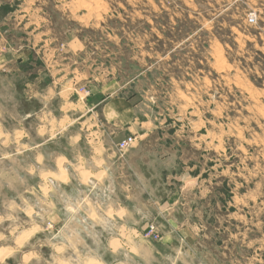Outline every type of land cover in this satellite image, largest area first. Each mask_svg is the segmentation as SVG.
<instances>
[{"label": "rangeland", "instance_id": "1", "mask_svg": "<svg viewBox=\"0 0 264 264\" xmlns=\"http://www.w3.org/2000/svg\"><path fill=\"white\" fill-rule=\"evenodd\" d=\"M91 92L134 97L147 123L120 130ZM107 156L100 184L92 163ZM59 159L65 178L42 177ZM147 189L161 203L174 193V215L141 212L158 206ZM175 218L198 236L177 228L168 248ZM0 253V264H264V0H0Z\"/></svg>", "mask_w": 264, "mask_h": 264}, {"label": "crops", "instance_id": "2", "mask_svg": "<svg viewBox=\"0 0 264 264\" xmlns=\"http://www.w3.org/2000/svg\"><path fill=\"white\" fill-rule=\"evenodd\" d=\"M19 56L20 55H18V57ZM62 92L63 91H60V93H62ZM91 93H92V96H91L92 103L90 104V106L93 109H95L96 111H98L99 114L101 115V117L104 120H106L108 123H111L117 127H120L119 128L120 130H126V129L129 130L132 128H135V129L142 128L147 123V121H144V122L138 121L137 104L135 103L134 97L120 96V95H118V96H107L106 94L99 96V95H96L97 93H95V92H91ZM76 94L77 93H74V92L72 93V95H76ZM48 98L53 99V96L51 95ZM28 114H30V113H28ZM104 132L106 133V131H104ZM104 132L101 135H103ZM115 139H116V137H115ZM116 141H119V140H116ZM103 161H104L103 168L97 169L96 164L94 162V163H92V167L94 169L91 170V172L94 174L92 176H95V174L100 173L101 170L103 172H105L106 176L104 177L103 181L102 182L98 181L100 184L108 182V178L111 174V172H110L111 165H109L110 164L109 162H113V163L116 162L114 160V158L109 159V156H107V158H103ZM117 161H120V156L117 157ZM129 169H130V171L132 169L137 170L136 165L131 164V163H129ZM81 178H83V176H81ZM90 178L93 180V182H95V180H96L95 177H90ZM172 178L166 177L165 181L163 183L167 184V185L171 184ZM174 178H176V177H174ZM140 180L144 184V182H146V180H147V177L146 178L144 177V179H140ZM82 183H83V181H82ZM146 192L148 194L147 195L148 199H150V200L155 199L156 201H158L159 196H160V195L158 196V193H160V189H157V190H154V189L148 190L147 189ZM126 196L129 197V193H127ZM157 205L158 206H156V207H152V205H148L146 207V209H144V207H140V208H142L141 212L144 211L143 213L145 214V213L151 212V210H153L154 212H157L159 215H163L167 212V210H170L169 213L167 212L168 215L170 213L171 214L173 213V215H174L176 209H178V200H177V198L174 197V193H169L163 199V202L161 203L158 201ZM150 207H151V210H150ZM148 210H150V211H148ZM169 224H170V228L167 231H164V236H163V239L161 241V243L166 245L168 248L173 247L172 243H173V236H174L175 230L180 229L179 232H181L185 236L188 235L187 232L192 233L191 236H193L195 238H197V236H198V231H199L198 226L189 224L187 222V220H184V221L179 220V219L176 220V218L172 219V220L170 219ZM147 226L148 225H145L144 227L146 228ZM109 244L111 245V243H109ZM180 251H181V249H180Z\"/></svg>", "mask_w": 264, "mask_h": 264}, {"label": "built area", "instance_id": "3", "mask_svg": "<svg viewBox=\"0 0 264 264\" xmlns=\"http://www.w3.org/2000/svg\"><path fill=\"white\" fill-rule=\"evenodd\" d=\"M255 20V17H253V15L250 17V21H254ZM84 93L89 95L90 94V91L87 90V89H83ZM135 143V139L134 137H128L126 139H123L121 140L118 144H117V150L121 153V154H124L126 153L127 151L130 150V148L133 147ZM150 233H153V236L154 238H158L159 235L156 233L157 230H158V225L153 223L150 225Z\"/></svg>", "mask_w": 264, "mask_h": 264}, {"label": "bare ground", "instance_id": "4", "mask_svg": "<svg viewBox=\"0 0 264 264\" xmlns=\"http://www.w3.org/2000/svg\"><path fill=\"white\" fill-rule=\"evenodd\" d=\"M82 2V1H81ZM42 159V158H41ZM58 169L57 170H48L47 172L43 173V176L44 178H50V179H64L66 174H65V168L63 166V162H60V159H59V163L57 165ZM65 175V176H64ZM64 176V177H63ZM87 180H89V178H87ZM46 191V190H45ZM35 225V224H34ZM39 228V227H37ZM37 228H33L35 230H37ZM33 231V230H32ZM26 236L30 235L31 234V231L30 232H26L24 233ZM23 234V235H24ZM22 240V239H21ZM18 244V243H17ZM4 249V248H3ZM1 254V253H0ZM27 257V256H26ZM26 260V259H25Z\"/></svg>", "mask_w": 264, "mask_h": 264}]
</instances>
